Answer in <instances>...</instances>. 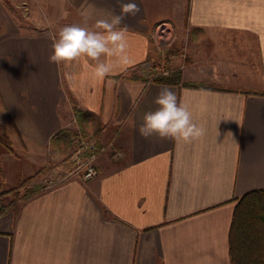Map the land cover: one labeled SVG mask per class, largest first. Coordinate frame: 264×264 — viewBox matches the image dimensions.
I'll use <instances>...</instances> for the list:
<instances>
[{
	"label": "crops",
	"instance_id": "0c3cea01",
	"mask_svg": "<svg viewBox=\"0 0 264 264\" xmlns=\"http://www.w3.org/2000/svg\"><path fill=\"white\" fill-rule=\"evenodd\" d=\"M38 1L24 30L0 0V127L29 158H44L74 111H90L103 148L92 178L64 180L0 214V264H230L236 199L264 190V0H133L140 13L119 25L129 62L102 57L113 64L102 80L95 62H49L53 40L65 25L110 20L130 0ZM163 22L189 46L171 84L141 78ZM164 87L203 137L139 134Z\"/></svg>",
	"mask_w": 264,
	"mask_h": 264
},
{
	"label": "rangeland",
	"instance_id": "374dc122",
	"mask_svg": "<svg viewBox=\"0 0 264 264\" xmlns=\"http://www.w3.org/2000/svg\"><path fill=\"white\" fill-rule=\"evenodd\" d=\"M10 1L12 2L10 3L12 5L10 7L12 15L19 20V26L24 30H26V27L32 26V23H26V17H30L29 14L32 13L38 15L39 1ZM165 26L167 28L163 31L159 28L157 31L151 32L153 52L155 53L153 54L154 61L151 63V67H163L168 72H179L178 67H182L187 60L189 46L186 40L176 39L174 28L172 29L168 25ZM82 121L84 126L76 119L75 110L74 120L71 124L62 127L50 138V149H48L45 159L42 156L29 158L30 155L26 154V150L18 148L15 144L13 145L9 136H7L10 142L9 147L0 143V214L8 209H15L16 205L22 201L23 194L29 192L28 195H30L32 192L47 188L50 184L62 181L70 170L77 166L81 167L90 157H93V164L96 169V157L103 148L100 138L101 131L96 136L94 131L97 122L89 119H83ZM98 124L103 125L101 119H99ZM63 129L69 130L70 135L62 141L57 136ZM86 130L88 131L86 132ZM81 141L93 142L97 149L94 152L85 150L78 155L77 149Z\"/></svg>",
	"mask_w": 264,
	"mask_h": 264
},
{
	"label": "clouds",
	"instance_id": "9594fccd",
	"mask_svg": "<svg viewBox=\"0 0 264 264\" xmlns=\"http://www.w3.org/2000/svg\"><path fill=\"white\" fill-rule=\"evenodd\" d=\"M139 5L133 0L120 3V14L111 19H99L92 29L79 24L65 25L58 30L53 40L52 55L49 62L60 64L80 60L95 62L89 65L96 78L104 79L113 70L108 59L117 57L122 63H128V28L119 27L126 17H135L140 13ZM264 40V34H261ZM158 106L155 111L146 112L139 134L148 138L154 134L161 138L191 141L205 135V128L193 121L192 113L178 101L176 93L168 88H161L154 100Z\"/></svg>",
	"mask_w": 264,
	"mask_h": 264
},
{
	"label": "trees",
	"instance_id": "16d2710c",
	"mask_svg": "<svg viewBox=\"0 0 264 264\" xmlns=\"http://www.w3.org/2000/svg\"><path fill=\"white\" fill-rule=\"evenodd\" d=\"M147 74L153 75L152 80L160 83L171 84L180 82V73L178 71L168 72L164 75L157 72L155 68H150L147 72L144 70L141 78L147 79ZM122 77L126 78L124 75ZM185 85L212 87L207 83H185ZM76 119L80 123H83V119L97 122L94 134L97 136L100 133L102 125L98 124L100 119L98 114L76 109ZM82 125L84 126V123ZM69 135V130L63 129L58 133L57 138L63 141ZM0 143L6 147L10 145L8 137L1 127ZM38 192L40 191L32 192L30 195H28L29 192L28 194L25 193L21 200L24 201ZM228 252L230 264H264V190L253 189L236 199L228 231Z\"/></svg>",
	"mask_w": 264,
	"mask_h": 264
},
{
	"label": "built area",
	"instance_id": "2783aa9c",
	"mask_svg": "<svg viewBox=\"0 0 264 264\" xmlns=\"http://www.w3.org/2000/svg\"><path fill=\"white\" fill-rule=\"evenodd\" d=\"M165 25H168L166 23H159L155 30L154 31H157L159 28L161 31H163L164 29L167 28V26ZM169 26V25H168ZM151 63H153V61L150 59L147 63L144 64V69L146 70V72L152 68L151 67ZM155 69L157 70V72L161 73V74H167L168 70L166 68H157V66H155ZM147 76H149L150 78L153 76V75H150V74H147ZM90 142V141H89ZM96 146L93 144V142H85V141H81L78 149H77V154L80 155V153H82L83 151L85 150H89V151H92L94 152L96 150ZM114 155L115 156H120L121 155V152L118 150V149H114ZM94 156V155H92ZM96 174V169L94 167V164H93V157H90L88 160H86L84 162V164L79 167H74V169L70 170L67 174H66V177H64V180H68V179H71V178H76V179H80V180H88L90 178H92L94 175ZM60 181V182H62ZM60 182H57V183H60ZM57 183L55 184H50L47 188L49 187H53L54 185H56Z\"/></svg>",
	"mask_w": 264,
	"mask_h": 264
}]
</instances>
